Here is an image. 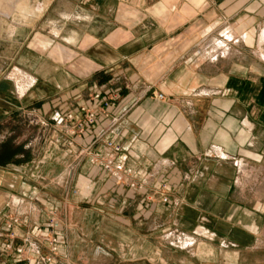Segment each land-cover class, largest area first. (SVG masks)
Segmentation results:
<instances>
[{"label": "crops", "instance_id": "obj_1", "mask_svg": "<svg viewBox=\"0 0 264 264\" xmlns=\"http://www.w3.org/2000/svg\"><path fill=\"white\" fill-rule=\"evenodd\" d=\"M81 105L83 134L51 121ZM64 205L53 264H172V230L203 264H264V0H0V264Z\"/></svg>", "mask_w": 264, "mask_h": 264}, {"label": "built area", "instance_id": "obj_2", "mask_svg": "<svg viewBox=\"0 0 264 264\" xmlns=\"http://www.w3.org/2000/svg\"><path fill=\"white\" fill-rule=\"evenodd\" d=\"M154 95L162 100L167 99V97L163 94ZM93 99L101 100L100 110H107L111 107L110 96L103 98L101 93H97L93 96ZM100 110L87 105H81L79 107V116H77L76 112L74 111L66 113L55 111L51 117V121L57 126L69 125L70 135L76 137L83 134L88 126H95L98 123ZM40 123L44 126L49 125V122L46 120H40ZM68 145V150L70 153L74 151V148H77V145L73 139L68 142ZM107 145L113 148L115 151L121 150V146L114 144L113 142H108ZM76 151L80 155L89 154L91 156L92 162L103 166L105 170L119 183H126L132 188L142 187V185L138 183L136 179L127 180L125 177L129 176L136 178L137 176L141 175L140 172H136L132 168H126L123 162L116 161L112 155L102 157V154L100 153H91L89 148H79L78 150L76 149ZM167 189L168 186L166 183H164L158 190V193H160L164 202L168 201V196L164 192ZM17 222L18 219L16 218L11 219L9 227L13 228V224ZM44 230V233L39 234L33 232V236L37 237L34 242H31V235L26 236L25 240L28 243V247H32L33 249L29 255H27L28 247L25 244L14 247L12 243H8L6 248L9 250L15 249L16 253L18 254V262H22V264H53L54 259L62 246L61 235L62 231L64 230L63 222L57 216L56 209L54 207H50L48 210V220ZM36 231H41V228H37ZM38 243L47 245L50 253L47 255H42Z\"/></svg>", "mask_w": 264, "mask_h": 264}, {"label": "rangeland", "instance_id": "obj_3", "mask_svg": "<svg viewBox=\"0 0 264 264\" xmlns=\"http://www.w3.org/2000/svg\"><path fill=\"white\" fill-rule=\"evenodd\" d=\"M56 214L63 222V233L67 234L73 226L67 216V206L64 205L63 213L56 210ZM199 241L200 240H198V238L193 234H184L172 230V264H203L205 261L203 257H201L202 251ZM246 259L261 262L263 261L264 256L262 254L256 253L251 254L250 257L247 256ZM231 261L232 258H228V264H230Z\"/></svg>", "mask_w": 264, "mask_h": 264}, {"label": "bare ground", "instance_id": "obj_4", "mask_svg": "<svg viewBox=\"0 0 264 264\" xmlns=\"http://www.w3.org/2000/svg\"><path fill=\"white\" fill-rule=\"evenodd\" d=\"M228 36V35H227Z\"/></svg>", "mask_w": 264, "mask_h": 264}]
</instances>
